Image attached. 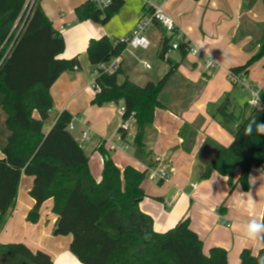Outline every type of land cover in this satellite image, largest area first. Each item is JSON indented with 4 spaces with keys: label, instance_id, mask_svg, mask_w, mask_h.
<instances>
[{
    "label": "trees",
    "instance_id": "trees-1",
    "mask_svg": "<svg viewBox=\"0 0 264 264\" xmlns=\"http://www.w3.org/2000/svg\"><path fill=\"white\" fill-rule=\"evenodd\" d=\"M256 1L243 0L242 20ZM29 2L0 0V111L6 114L7 129L0 140L3 154L0 157V221L14 210L22 177L28 175L34 177L29 192L35 202L27 220L37 223L42 204L52 199L57 216L53 234L70 235L73 239L70 251L83 264H228L227 250L222 247L204 253L202 240L191 229L187 216L164 233L154 231V221L140 210L139 204L146 196L142 184L148 170L132 166L119 169L100 147L104 165L102 179L97 182L91 174L90 158L69 130L72 113L64 111L49 130L44 127L53 108L50 89L61 74L73 70L79 61L76 57L60 58L66 49L61 33L44 13L41 0ZM124 2L114 0L109 8L101 11L87 0L75 9L77 21L92 20L105 25ZM257 26L263 32L246 48L248 52L257 48V52L244 65L231 68V74L247 77L252 65L264 59V24ZM246 34L241 25L232 40L243 41ZM170 41L166 36L161 39L164 53L169 51ZM88 45V58L96 73L92 105L101 107L123 101L119 133L125 138L129 131L124 123L134 119L137 124L134 140L142 146L145 127L152 124L156 110L163 108L160 96L180 64L169 59V70L158 82L150 81L144 86L128 78L120 82V68L109 75L100 66L120 57L127 44L122 39L102 36ZM187 46L181 43L178 50L182 58L187 55ZM231 81L233 86L238 84ZM215 105L213 117L219 115L223 123L236 124L239 130L236 128L233 132L230 146H216L215 155L209 161L202 160L210 140L205 141L198 153L205 169L203 177L217 172L227 177L231 189L238 183L248 190L252 167L264 165V135L257 134L255 128L251 135H246L245 129L254 119L264 124V111L252 112L247 118L237 116L231 110L230 93ZM195 136L196 133L191 138ZM224 209L222 205L220 211ZM261 258H264V246L258 254L244 249L240 264H261ZM0 264H53V260L46 252L32 251L24 243L11 242L0 243Z\"/></svg>",
    "mask_w": 264,
    "mask_h": 264
},
{
    "label": "crops",
    "instance_id": "crops-1",
    "mask_svg": "<svg viewBox=\"0 0 264 264\" xmlns=\"http://www.w3.org/2000/svg\"><path fill=\"white\" fill-rule=\"evenodd\" d=\"M86 1L40 2L54 29L65 41L66 49L60 58L69 60L76 57L79 61L77 69L61 74L50 89L53 99L50 114L56 112V115L49 127L64 111L72 113L75 127L69 130L77 132L78 140L83 142L82 133L88 132L89 139L85 143L89 150L83 149L90 158L91 174L97 182L102 179L104 165V158L98 151L100 147L107 151L119 169L132 166L137 170H148L142 184L146 196L139 204L140 210L154 221L155 232L164 233L187 216L191 229L202 240L204 253L209 254L212 248L222 247L227 250L228 264H240V254L244 249L258 254L264 244L243 238L239 229L250 219L263 222L264 165L252 167L248 190L238 183L231 189L227 177L217 172L208 178L203 177L205 169L198 153L205 141L210 140L202 155V160L209 161L215 155L217 145L228 147L233 142L237 125L223 123L219 115L213 117L217 109L215 104L230 91V69L244 65L257 52V48L251 52L246 48L263 32L257 26L264 24L262 0H257L254 8L244 14L245 20H242L243 0H166L163 3V9L183 31L185 41L216 59L219 66L212 72L208 71L200 65V60L190 55L185 56L189 62H185V58L172 60L180 65L160 96L163 108L156 110L152 124L145 127L142 146L134 140L137 128L134 119L127 121L129 134L125 138L119 133L123 101L106 103L101 107L92 105L96 94L94 87L92 90L95 67L89 61L87 49L91 40L102 36L117 40L131 35L136 24L147 14L144 1L138 0V4L134 0L127 3L124 0V5L109 25L92 20L77 21L75 9ZM241 25L247 34L243 41L235 43L232 39ZM160 27L154 25L152 28ZM165 36H158L156 42L159 46ZM145 50L148 49L128 47L116 59L121 70L118 75L120 82L128 78L144 86L150 81L158 82L166 75L169 65L157 71L153 69L155 66L139 71L138 64L145 67L148 62L144 59ZM167 53L163 52L164 58ZM257 68L263 71L264 59L253 64L250 73ZM35 116L38 117L37 113ZM185 125L190 127L185 128ZM158 168L175 173L168 181L152 179L151 170ZM33 183V176L23 175L14 210L0 221V243H24L32 251L48 253L53 264H83L70 251L72 237L53 234L57 216L53 212L52 199L42 204L37 223L27 220L35 202L29 192ZM222 205L225 209L220 211Z\"/></svg>",
    "mask_w": 264,
    "mask_h": 264
},
{
    "label": "built area",
    "instance_id": "built-area-1",
    "mask_svg": "<svg viewBox=\"0 0 264 264\" xmlns=\"http://www.w3.org/2000/svg\"><path fill=\"white\" fill-rule=\"evenodd\" d=\"M91 1L96 9L104 11L112 5L114 0H91ZM143 1L145 5V11L147 14L136 24L131 35H129L127 38L122 39L127 44L128 47L149 49L151 43L147 38V32L154 25H159L171 32V38L173 39L171 48L173 50H179L181 43H187V41H185V35L183 31L178 29L175 22L167 14L166 10L163 9V3L166 0H156L157 2H154V0H143ZM186 50H187V54L203 62L205 68L208 71L212 72L219 66V63L216 59H213L211 56H208L198 47H192L188 44ZM144 66L147 69H150L151 67V65H149L148 63H145ZM75 69H77L76 66ZM100 69L102 70L103 73L109 75L114 74L118 69L117 60H114L112 63L109 64H101ZM229 78L230 80L239 83V82H244L243 78L246 77L243 74L233 75L230 73ZM94 86H95V80L93 81V87ZM243 87H245L246 90L248 89V91L250 92V98L246 102L247 106H250L253 109V112L264 111V81L261 85H254L253 83H250ZM254 93H259V104L257 105H253L251 103V101L256 99ZM123 112H124V108L120 110L121 115ZM68 126L70 129L75 127L72 121ZM124 128L126 130H129V125L127 124V122L124 123ZM82 135H83V140L87 142L89 139L88 132H83ZM262 172L264 174V169ZM174 173L175 172L172 170L168 171L165 168H158L151 170V177L152 179L155 178L162 181H168L170 180V177Z\"/></svg>",
    "mask_w": 264,
    "mask_h": 264
},
{
    "label": "rangeland",
    "instance_id": "rangeland-1",
    "mask_svg": "<svg viewBox=\"0 0 264 264\" xmlns=\"http://www.w3.org/2000/svg\"><path fill=\"white\" fill-rule=\"evenodd\" d=\"M134 1L138 4H140V2L138 0H134ZM32 2H34V0H30V3H32ZM127 2H129V1L127 0L126 3ZM154 2H157V1L154 0ZM110 23H111V20L105 25H109ZM150 29L148 30L149 32H147V38L150 41L151 45H150L148 50H145L143 52L146 55V57L144 59H146V61H148L147 63L151 66H155L153 68L154 71H157L161 68L168 67V60L169 59H171V60L180 59V61L184 60V59H182L180 53L176 50H173V49H170L169 52L166 54V57L164 58L163 49L161 46H159V44H157L156 41H157L158 36H160L161 34H163L164 36L166 35L167 37L171 38V32L169 30L163 29L162 27H160L159 29H157V28H152L151 30ZM110 39H115V38H110ZM172 41H173V39L171 38L170 42H172ZM138 52H140V50H138ZM161 55L163 56V58H161ZM187 55H189V54H187ZM184 58L186 59L185 62H189L188 57H184ZM190 58L192 59V57H190ZM200 65L204 66L203 62H200ZM138 69H139V71H143V72L145 71V67H143L142 64H138ZM200 70H202V69H199V71ZM253 70L254 69L251 70V73L246 78H243L244 82H239L236 86L231 85L229 87L230 88V91H229L230 99H231V104H232L231 110L237 116H243V117L247 118L252 112V108L250 106H247V103H246L248 101V99L250 98V92L248 91V89L246 90V88L243 86L250 84V83H254L256 85H261L264 81L263 71H261L259 68H257L254 71ZM141 86H143V85L141 84ZM92 90H93V86H92ZM55 115H56V112L53 114H50V119L46 121L44 127H46L47 130L50 128L49 126L52 124ZM5 124H6V115H5V113H3L1 111L0 112V134H1L0 137H2V135L4 133H6V131H7V129L5 128ZM70 132L78 140L77 132H74L71 130H70ZM78 141L82 144L84 149L88 152V150H89V147H87L88 144L83 142V141H80V140H78Z\"/></svg>",
    "mask_w": 264,
    "mask_h": 264
},
{
    "label": "clouds",
    "instance_id": "clouds-1",
    "mask_svg": "<svg viewBox=\"0 0 264 264\" xmlns=\"http://www.w3.org/2000/svg\"><path fill=\"white\" fill-rule=\"evenodd\" d=\"M256 99L251 101L253 105L259 104V93H254ZM253 128L259 135H264V124L258 123L255 119L251 121L245 129L246 135H251ZM240 232L243 238L256 241L258 244H264V222H258L256 219H250L240 225ZM261 264H264V258H261Z\"/></svg>",
    "mask_w": 264,
    "mask_h": 264
},
{
    "label": "water",
    "instance_id": "water-1",
    "mask_svg": "<svg viewBox=\"0 0 264 264\" xmlns=\"http://www.w3.org/2000/svg\"><path fill=\"white\" fill-rule=\"evenodd\" d=\"M35 1V0H34ZM30 3V2H29ZM161 58H163V56L161 55ZM237 130H239V128H237Z\"/></svg>",
    "mask_w": 264,
    "mask_h": 264
}]
</instances>
